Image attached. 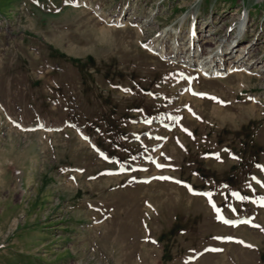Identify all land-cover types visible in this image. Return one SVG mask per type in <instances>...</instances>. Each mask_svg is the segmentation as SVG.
I'll return each instance as SVG.
<instances>
[{
  "label": "rangeland",
  "instance_id": "rangeland-1",
  "mask_svg": "<svg viewBox=\"0 0 264 264\" xmlns=\"http://www.w3.org/2000/svg\"><path fill=\"white\" fill-rule=\"evenodd\" d=\"M0 264H264V0H0Z\"/></svg>",
  "mask_w": 264,
  "mask_h": 264
},
{
  "label": "snow or ice",
  "instance_id": "snow-or-ice-1",
  "mask_svg": "<svg viewBox=\"0 0 264 264\" xmlns=\"http://www.w3.org/2000/svg\"><path fill=\"white\" fill-rule=\"evenodd\" d=\"M217 158H219V157L217 156ZM208 195H210V194H208ZM233 195H237L238 198L241 199V200L245 199V197H241V196H239L238 193H233ZM213 207L215 208V205H214V204H213ZM217 211H219V210H217ZM233 211H235V209H233ZM218 218L221 219V220H223L224 223H227V224H233V223H235L234 221L225 220V219L223 218V216H219ZM244 222H245V223H249V221H244ZM257 227H258V226H257Z\"/></svg>",
  "mask_w": 264,
  "mask_h": 264
},
{
  "label": "bare ground",
  "instance_id": "bare-ground-1",
  "mask_svg": "<svg viewBox=\"0 0 264 264\" xmlns=\"http://www.w3.org/2000/svg\"><path fill=\"white\" fill-rule=\"evenodd\" d=\"M238 28H239V30H242L243 28H244V25H245V19L243 18L242 20H239L238 21ZM211 51V50H210ZM209 52V51H208ZM208 54V53H207ZM201 62H202V60H201ZM204 62V61H203ZM207 64V63H206ZM203 66H204V64H203ZM201 67H202V65H201ZM203 68V67H202Z\"/></svg>",
  "mask_w": 264,
  "mask_h": 264
},
{
  "label": "trees",
  "instance_id": "trees-1",
  "mask_svg": "<svg viewBox=\"0 0 264 264\" xmlns=\"http://www.w3.org/2000/svg\"><path fill=\"white\" fill-rule=\"evenodd\" d=\"M73 63H77L76 61H73Z\"/></svg>",
  "mask_w": 264,
  "mask_h": 264
}]
</instances>
